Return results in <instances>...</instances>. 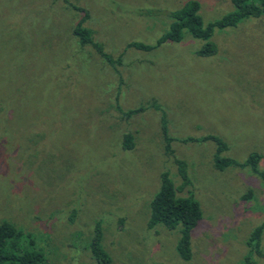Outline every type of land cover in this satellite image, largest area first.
Here are the masks:
<instances>
[{"label": "rangeland", "instance_id": "obj_1", "mask_svg": "<svg viewBox=\"0 0 264 264\" xmlns=\"http://www.w3.org/2000/svg\"><path fill=\"white\" fill-rule=\"evenodd\" d=\"M186 1L0 0V223L43 264H95L97 224L110 264H264V229L258 252L247 243L264 221V177L245 164L259 153L264 172V14L215 28L209 56L186 30L155 45ZM197 1L204 23L233 9ZM86 12L102 52L73 34ZM206 135L236 164L216 168ZM175 158L190 179L178 194L202 212L189 260L178 227L147 225L161 174L181 183Z\"/></svg>", "mask_w": 264, "mask_h": 264}, {"label": "trees", "instance_id": "obj_2", "mask_svg": "<svg viewBox=\"0 0 264 264\" xmlns=\"http://www.w3.org/2000/svg\"><path fill=\"white\" fill-rule=\"evenodd\" d=\"M233 9L225 13L221 18L208 23H204L199 15L200 4L197 0H187L181 8L171 12L172 21L168 29L157 39L158 45L165 40L179 41L182 39L184 31H188L193 37L204 41L203 45L196 52L201 56H209L216 52L215 44L210 40L215 28L223 29L235 26L239 21L248 17H259L264 14V0H231ZM88 17L87 12L84 17L79 19L73 26V34L78 37L81 44H92L99 51L102 49L93 41L90 30L84 27V22ZM129 46L141 49H151L152 45L140 42H131ZM125 134L123 146L127 149L132 148L133 142ZM167 141L166 151L172 153L169 142L173 139L165 133ZM192 138H184L191 140ZM211 139L217 142V154L214 156V165L222 169L230 164H236L231 158L220 157L219 153L226 148V145L216 136L206 135L202 140ZM261 158L259 153H251L245 161L249 164L253 172L264 177V172L258 169V162ZM177 165L178 174L181 179L180 185H174L167 172L161 174L160 186L158 191L150 201V214L148 218V228L162 225L168 229H179V238L176 243V252L184 260L192 257L191 230L198 224L202 212L198 201L192 195H179L190 179L186 171V164L183 160L174 159ZM243 164V163H242ZM241 164V165H242ZM250 192L245 194L248 197ZM243 196V197H244ZM264 229V221L256 226L250 233L247 243L254 246L259 251L260 237ZM23 233L11 223L4 221L0 223V264H43L44 255L40 250L32 247L20 248L19 240ZM102 232L100 225H96L92 235L90 249L95 264H110L111 257L101 244ZM241 264H255L248 257H245Z\"/></svg>", "mask_w": 264, "mask_h": 264}]
</instances>
